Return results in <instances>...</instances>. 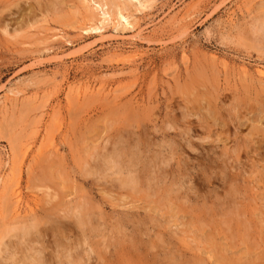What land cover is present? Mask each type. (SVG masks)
Listing matches in <instances>:
<instances>
[{
  "label": "rangeland",
  "instance_id": "obj_1",
  "mask_svg": "<svg viewBox=\"0 0 264 264\" xmlns=\"http://www.w3.org/2000/svg\"><path fill=\"white\" fill-rule=\"evenodd\" d=\"M91 1L0 0V264H264V0Z\"/></svg>",
  "mask_w": 264,
  "mask_h": 264
},
{
  "label": "bare ground",
  "instance_id": "obj_2",
  "mask_svg": "<svg viewBox=\"0 0 264 264\" xmlns=\"http://www.w3.org/2000/svg\"><path fill=\"white\" fill-rule=\"evenodd\" d=\"M14 1H15V0H14ZM37 1H38V0H37ZM54 1H55V0H54ZM92 1H94V3H96V6H97L98 8L101 9V14H102V16H104L105 14H108L107 16H109V12H110V11H109V7H111L110 5H113L114 7H116V12H117L116 14L120 15V13H121V9H122V7L119 6V2H116V0H92ZM92 1H91V2H92ZM137 1H140V0H137ZM141 1H143V0H141ZM46 2H47V1H46ZM149 2H150V1H149ZM27 3H28V2H27ZM57 3H58V2H57ZM126 3H127V2H126ZM138 3H139V5H138L137 7H139V6L141 5L140 2H138ZM11 4H12V3H11ZM13 4H14V2H13ZM13 4H12V5H13ZM49 4H50V3H49ZM120 4H121V3H120ZM148 4H149V3H148ZM19 5H20V4H19ZM29 5H30V4H29ZM103 5L106 6V10H105V8H104ZM146 5H147V3H145V6H146ZM50 6H51V5H50ZM102 6H103L104 9H102ZM135 6H136V5H135ZM142 6L144 7V5H142ZM142 6H140V8H141ZM21 7H22V5H21ZM31 7H32V6H31ZM40 7H41V6H40ZM55 7H56V6H55ZM97 7H95V8H97ZM143 7H142V8H143ZM86 8H88V7H86ZM145 8H146V7H145ZM54 9H55V8H54ZM54 9H53V10H54ZM123 9H124V8H123ZM38 10H39V9H38ZM87 10H88V9H87ZM90 10H91V8H90ZM55 11H56V10H55ZM99 11H100V10H99ZM113 11H115V10H113ZM44 12H45V11H44ZM53 12H54V11H53ZM84 12H85V11H84ZM123 12H124V11H123ZM125 12H126V8H125ZM46 13H47V12H46ZM91 15H92V14H91ZM91 15H90V17H91ZM111 15H112V14H111ZM122 15H123V14H122ZM114 16H115V15H114ZM120 16H121V15H120ZM93 18H94V17H93ZM88 19H90V18H88ZM107 19H108V18H107ZM107 19H106V20H107ZM109 19H110V18H109ZM111 19H112V18H111ZM124 20H126V19H124ZM26 21H27V20H26ZM99 21H100V20H99ZM120 21H121V20H120ZM92 22H93V21H92ZM95 22H96V21H95ZM27 23H30V22L28 21ZM99 23H100V22H99ZM102 23H104V21H103ZM3 26H5V25H3ZM6 26H7V25H6ZM6 26H5V27H6ZM23 26H24V25H23ZM91 29H93V28H91ZM4 31H5V30H4ZM261 72H262V69H261ZM205 91H206V90H205ZM208 91H209V90H208ZM211 91H212V90H211ZM209 93H210V91H209ZM209 93H208V94H209ZM77 94H78V93H77ZM210 94H211V93H210ZM204 95H205V94H204ZM206 95H207V94H206ZM210 96H211V95H210ZM212 97H213V96H212ZM204 100H205V99H204ZM206 101H207V100H206ZM207 102H210V101H207ZM203 103H204V102H203ZM122 106H123V105H122ZM208 106H209V105H208ZM208 106H207V107H208ZM205 107H206V106H205ZM204 109H205V108H204ZM132 110H133V109H132ZM113 112H114V111H113ZM130 121H131V120H130ZM131 127H132V126H131ZM93 131H94V130H93ZM90 132H91V131H90ZM126 132H127V131H126ZM130 132H133V131H130ZM121 133H122V132H121ZM128 133H129V132H128ZM129 134H131V133H129ZM132 134H133V133H132ZM125 135H126V134H125ZM84 137H85V136H84ZM117 138H118V137H117ZM122 138H123V137H122ZM127 140H128V139H127ZM136 140H137V138H136ZM136 140H135V141H136ZM118 141H119V140H118ZM124 141H125V140H124ZM130 141H133V140H129V142H130ZM135 141H133V143H135ZM137 142H138V141H137ZM120 143H121V142H120ZM121 144H122V143H121ZM128 144H129V143H128ZM123 145H125V144H123ZM126 145H127V142H126ZM133 145H134V144H133ZM131 147H132V146H131ZM136 147H137V146H136ZM112 148H113V147H112ZM123 148H125V150H126V149L129 148V147L126 148V147L124 146ZM123 148H121V149L123 150ZM74 149H75V148H74ZM129 149H131V148H129ZM137 149H138V148H137ZM87 150H88V149H87ZM131 150H132V149H131ZM94 151H95V150H94ZM94 151H93V153H94ZM109 151H110V150H109ZM140 151H142V150H140ZM114 152H115V151H114ZM128 152H129V151H128ZM88 153H90V152H88ZM106 153H107V152H106ZM115 153H116V152H115ZM123 153H124V152H123ZM123 153H120V154H123ZM38 154H39V153H38ZM81 154H82V153H81ZM116 154H117V153H116ZM124 154H127V153H124ZM124 154H123V155H124ZM29 155H30V154H29ZM57 155H58V154H57ZM109 155H110V154H109ZM130 155H131V153H130ZM134 155H135V154H134ZM76 156L78 157L79 155H76ZM95 156H96V155H95ZM119 156L121 157L122 155H118V158H119ZM58 157H60V156H58ZM77 157H75V158L77 159ZM100 157H101V156H100ZM110 157H111V155H110ZM126 157H128V156L125 155V158H126ZM129 157H130V156H129ZM140 157H141V156H140ZM80 158H81V157H80ZM91 158H92V157H91ZM95 158L97 159V157H95ZM105 158H107V157H104V159H105ZM108 158H109V156H108ZM108 158H107V159H108ZM125 158H124V159H125ZM133 158H134V157H133ZM66 159H67V157H66ZM89 159H90V158H89ZM89 159H88L87 161H89ZM102 159H103V157H102ZM110 159H112V158H110ZM127 159L130 160L129 158H127ZM136 159H138V158H136ZM141 159H142V158H141ZM79 160H80V159H79ZM79 160H78V161H79ZM90 160L93 161V159H90ZM99 160H100V159H99ZM113 160H114V159H113ZM118 160H120V158L117 159V161H118ZM132 160H133V159H132ZM144 160H146V159H144ZM28 161H29V160H28ZM28 161H27V162H28ZM71 161H72V160H71ZM80 161H81V160H80ZM117 161H116V159H115L114 162H117ZM121 161H122V163H123V157H122V160H121ZM121 161H120V164H122ZM133 161H135V160H133ZM133 161L130 160V162H132V163H133ZM139 161H140V160H139ZM59 162H60V161H59ZM96 162H97V161H96ZM125 162H126V161H125ZM125 162H124V163H125ZM135 162H136V161H135ZM135 162H134V163H135ZM137 162H138V161H137ZM137 162H136V163H137ZM144 162H145V161H144ZM56 163H57V162H56ZM56 163H55V164H56ZM63 163H64V162H63ZM65 163H66V162H65ZM65 163H64V164H65ZM93 163H94V162H93ZM100 163H101V162H100ZM100 163H99V164H100ZM112 163H113V162H112ZM136 163H135V164H136ZM139 163H140V162H139ZM147 163H148V162H147ZM46 164H47V163H46ZM58 164L60 165L61 163H58ZM101 164H102V163H101ZM105 164H106V163H105ZM114 164L116 165V163H114ZM120 164H119V165H120ZM126 164H127V163H126ZM140 164H141V163H140ZM140 164H139V166H140ZM148 164H149V163H148ZM150 164H152V163H150ZM56 165H57V164H56ZM68 165H69V164H68ZM73 165H74V164H73ZM75 165H76V164H75ZM95 165H96V164H95ZM97 165H98V164H97ZM97 165H96V166H97ZM107 165H109V166H108L109 168H113V167L110 166V165H111L110 162H107ZM124 165H125V164H124ZM127 165L130 166L129 163H128ZM132 165H134V164H132ZM132 165H131V167H132ZM137 165H138V164H137ZM51 166H52V165H51ZM62 166H63V165H62ZM62 166H61V167H62ZM92 166H94V165H92ZM128 166H127V167H128ZM135 166H136V165H135ZM146 166H147V164H146ZM146 166H145V167H146ZM156 166H157V165H156ZM57 167H58V166H57ZM104 167H105V166H104ZM104 167L100 166V168H102L103 171H104L105 169H108V170H109V168H104ZM117 167H118V166H117ZM127 167H126V170L128 169ZM133 167H134V166H133ZM141 167H142V165H141ZM63 168H64V167H63ZM67 168H68V167H67ZM114 168H115V167H114ZM123 168H125V166H124ZM135 168H136V167H135ZM138 168H139V167H138ZM138 168H136V169H134V170L136 171ZM46 169H47V168H46ZM51 169H52V168H51ZM61 169H62V168H61ZM61 169H60V170H61ZM64 169H65V168H64ZM94 169H95V168H94ZM118 169H119V168H118ZM143 169H144V165H143ZM145 169H146V168H145ZM147 169H149V167H148ZM147 169H146V173H147ZM52 170H54V171L56 172V170H55L54 168H53ZM97 170H98V169H97ZM108 170H107V171H108ZM121 170H122V169H121ZM126 170H125V171H126ZM141 170H142V169H141ZM149 170H150V169H149ZM18 171H19V170H18ZM88 171H89V170H88ZM107 171H105V172H107ZM129 171H130V170H129ZM131 171H132V170H131ZM51 172H52V171H51ZM105 172H104V173H105ZM117 172H118V170H117ZM127 172H128V170H127ZM127 172H126V173H127ZM136 172H137V171H136ZM138 172H139V170H138ZM138 172H137V174H138ZM141 172H142V171H141ZM141 172H140V173H141ZM148 172H149V171H148ZM18 173H19V172H18ZM56 173H57V172H56ZM89 173H91V172L89 171ZM97 173H98V172H97ZM121 173H122V172H120V174H121ZM144 173H145V172L142 173V176H144ZM42 174H43V173H42ZM52 174H53V172H52ZM105 174H106V173H105ZM116 174H117V173H116ZM120 174H119V175H120ZM48 175H50V174H48ZM96 175H99V174H96ZM138 175H139V174H138ZM140 175H141V174H140ZM49 177H50V176H49ZM131 177H132V176H131ZM50 178H51V177H50ZM137 178H138V180L140 179L139 177H137ZM141 178H142V177H141ZM129 179H130V178H129ZM132 180H134V179H132ZM132 180H131V181H132ZM124 181H125V180H124ZM127 183H129V182H127ZM122 184H125V183H122ZM139 184H140V183H139ZM140 185H141V184H140ZM132 186H133V185H132ZM128 187H129V186H128ZM125 188L127 189V187H125ZM122 189H123V188H122ZM129 189H130V188H129ZM17 193H18V192H17ZM17 193H16V194H17ZM16 194H15V195H16ZM144 194H145V193H144ZM122 198H123V196H122ZM123 199H124V198H123ZM123 199H122V200H123ZM70 201H71V200H70ZM18 203H19V202H18ZM34 203H35V202H34ZM34 203L32 202V204H34ZM16 204H17V203H16ZM56 204H57V203H56ZM58 204H59V203H58ZM14 205H15V204H14ZM27 205H28V203H27ZM30 205H31V204H30ZM83 205H84V204H83ZM85 205H86V204H85ZM22 206H23V205H22ZM26 207H28V206H26ZM32 207H33V206H32ZM77 207H79V206H77ZM23 208H24V207H23ZM23 208H22V211H23ZM73 209H75V208H73ZM33 210H34V209H33ZM33 210H32V211H33ZM244 210H245V209H244ZM22 211H21V212H22ZM25 211H27V209H26ZM28 211H29V210H28ZM30 211H31V209H30ZM34 211H36V210H34ZM19 213H20V212H19ZM33 213H34V212H33ZM26 214H27V213H26ZM30 214H31V212H30ZM36 214L38 215V213H36ZM63 214H64V213H63ZM28 215H29V213H28ZM42 215H43V214H42ZM74 215H75V214H74ZM80 215H82V214H80ZM12 216H13V215H12ZM33 216H34V215H33ZM35 216H36V215H35ZM35 216H34V217H35ZM65 216H66V215H65ZM65 216H64V217H65ZM75 216H76V215H75ZM85 216H86V215H85ZM85 216H84V217H85ZM19 217H20V216H19ZM22 217H23V216H22ZM40 217L42 218V216H40ZM64 217H63V218H64ZM84 217H83V219H84ZM30 218H32V216H31ZM43 218H44V217H43ZM51 218H52V217H51ZM81 218H82V217H81ZM24 219H25V217H24ZM32 219H34V218H32ZM39 219H40V218H39ZM83 219H82V220H83ZM86 219H87V218H86ZM47 220H48V218H47ZM75 220H77V219L75 218ZM87 220H88V219H87ZM26 221H27V220H26ZM26 221H25V222H26ZM30 221H31V220H30ZM33 221H34V220H33ZM39 221H40V220H39ZM39 221H38V222H39ZM49 221H50V220H49ZM56 221H57V220H56ZM84 221H85V220H84ZM28 222H29V221H28ZM51 222H52V221H51ZM65 222H66V220H65ZM85 222H86V221H85ZM88 222H89V220H88ZM98 222H99V221H98ZM33 223H34V222H33ZM47 223H48V222H47ZM49 223H50V222H49ZM57 223H58V222H57ZM69 223H70V222H69ZM23 224H24V223H23ZM23 224H22V225H23ZM27 224H28V223H27ZM51 224H52V223H51ZM79 224H80V223H79ZM34 225H35V224H34ZM66 225H67V223H66ZM14 226H15V225H14ZM52 226H53V225H52ZM67 226H68V225H67ZM23 227H24V225H23ZM26 227H27V226H26ZM60 227H62V226H60ZM97 227H98V226H97ZM16 228H17V227H16ZM32 228H33V227H32ZM47 228H48V227H47ZM49 228H50V226H49ZM56 228H57V227H56ZM62 228H64V226H63ZM240 228H241V227H240ZM54 229H55V228H54ZM67 229H69V228H67ZM88 229H90V228H88ZM16 232H17V231H16ZM20 232H21V231H20ZM27 232H28V230H26V229L22 232V236H23V240H22V241H24V244H25V243L27 244V243L29 242V240H30L29 238H28V240H24V239H25V238H24V237H25V233H27ZM28 233H29V232H28ZM58 233H59V232H58ZM82 233H83V232H82ZM33 234H34V232H33ZM53 234H54V233H53ZM83 234H84V233H83ZM243 234H244V233H243ZM26 235H27V234H26ZM28 235H30V233H29ZM67 235H68V234H67ZM19 236H20V235H19ZM261 236H262V235H261ZM17 237H18V236H17ZM20 237H21V236H20ZM20 237H19V239H20ZM33 237H34V236H33ZM33 237H32V238H33ZM30 238H31V237H30ZM32 238H31V239H32ZM262 238H264V237H262ZM8 239H9V238H8ZM8 239H7V240H8ZM11 239H12V238H11ZM16 239H18V238H16ZM16 239H15V240H16ZM62 239H63V238H62ZM82 239H83V238H82ZM84 239H85V238H84ZM257 239H258V238H257ZM259 239H260V236H259ZM32 240H33V239H32ZM34 240H35V239H34ZM34 240H33V241H34ZM22 241H21V242H22ZM80 241H81V240H80ZM82 241H83V240H82ZM85 241H86V240H85ZM85 241H84V242H85ZM37 242H38V241H37ZM260 242H261V241H260ZM10 243H11V245H10V244H8V245L4 244V246H5V250H6V247H9V249H10V248H11V249L14 248V246H12V245H13V244H12V241H11ZM31 243H32V242H31ZM263 243H264V242H263ZM19 244H20V243L18 242V245H19ZM22 244H23V242H22ZM29 244H30V243H29ZM67 244H68V243H67ZM75 244H76V243H75ZM75 244H74V247H76ZM84 244H85V243H84ZM86 244H87V242H86ZM259 244H260V243H259ZM259 244H258V246H259ZM31 245H33V244H30V246H31ZM34 245H35V244H34ZM34 245H33V246H34ZM68 245H69V244H68ZM87 245H88V244H87ZM24 246H25V245H24ZM24 246H23V247H24ZM27 246H28V245H27ZM58 246H59V245H58ZM79 246H80V242H79ZM89 246H91V244H90ZM95 246H96V245H95ZM20 247H21V246H20ZM67 247H69V246H67ZM72 247H73V246H71V248H72ZM81 247H82V246H81ZM25 248H26V247H25ZM34 248H35V247H34ZM64 248H65V245H64L63 248H61V249L64 250ZM78 248H79V247H78ZM106 248H107V247H106ZM9 249H8V251H9ZM21 249H22V248H21ZM26 249H27V248H26ZM30 249H31V248H29L28 251H32V250H30ZM72 249H73V248H72ZM81 249H82V248H81ZM88 249H89V247H88ZM53 250H54V249H53ZM75 250H76V249H75ZM86 250H87V249H86ZM12 251H13V250H12ZM14 251H15V249H14ZM26 251H27V250H26ZM28 251H27V252H28ZM39 251L42 252V251H44V250H39ZM39 251H38V250H34V253H36V254L33 255V256H28V259H29L28 262H23V264H24V263H25V264H46V262H45V260H44L45 257L43 258V256L41 255V253H40ZM72 251H73V250H72ZM82 251H83V250H81L80 253L83 254ZM84 251H85V248H84ZM90 251H91V250H90ZM16 252H18V251L16 250ZM21 252H22V251H21ZM65 252L67 253V255H65V254L63 253V257L65 256V260H66V261L64 260V262H67V264H73V263H74V264H79V263H80V264H82V263H83V264H89V263L91 262L92 258H93L91 255H89V252H87V251H86L87 254L84 253V254H86V255H82V254L80 255V254L78 253L79 255H76V256H75L73 253H71V254H73V255L68 254V253H70L69 251H65ZM92 252H93V251H92ZM94 252H95V250H94ZM125 252H126V251H125ZM263 252H264V251H263ZM14 253H15V252H13L12 254L14 255ZM42 253H43V252H42ZM44 253H45V252H44ZM54 253H55V252H54ZM56 253H57V252H56ZM12 254H11V255H12ZM16 254H17V253H16ZM31 254H32V253H31ZM61 254H62V253H61ZM76 254H77V253H76ZM91 254H92V253H91ZM93 254H94V253H93ZM93 254H92V255H93ZM96 254H97V253H96ZM262 254H263V253H262ZM9 255H10V254H9ZM11 255H10V256H11ZM56 255H57V254H56ZM101 255H102V254H101ZM17 256L19 257V254H18ZM26 256H27V255H26ZM45 256H46V255H45ZM94 256H95V255H94ZM105 256H106V255H105ZM119 256H120V255H119ZM119 256H118V258H119ZM256 256H257V255H256ZM5 257H6V256H5ZM11 257H12V256H11ZM47 257H48V256H47ZM50 257H51V256H50ZM126 257H127V256H126ZM7 258H10V257L8 256ZM23 258H24V257H23ZM52 258H53V256H52ZM55 258H56V257H55ZM59 258H60V257H59ZM96 258H97V257H96ZM96 258H95V260H96ZM120 258H122V257L120 256ZM134 258H136V257H134ZM140 258H141V257H140ZM172 258H173V256H172ZM3 259H4V258H3ZM10 259H11V258H10ZM18 259H21V258H18ZM45 259H46V258H45ZM47 259H48V258H47ZM56 259H58V258H56ZM61 259H62V257H61ZM61 259H60V260H57V261L55 262V264H56L57 262H58V264H62V263H64V262H61V261H62ZM111 259H112V258H111ZM116 259H117V258H116ZM127 259H128V258H127ZM143 259H144V258H143ZM143 259H142V260H143ZM216 259H217V258H216ZM11 260H12V259H11ZM14 260H16V259H14ZM24 260H25V258H24ZM24 260H23V261H24ZM53 260H54V259H53ZM102 260H103V259H101V261H102ZM106 260H107V258H106ZM139 260H140V259H139ZM154 260H155V259H154ZM162 260H163V259H162ZM259 260H260V259H259ZM4 261H5V260H4ZM47 261H48V260H47ZM93 261H94V260H93ZM122 261H123V260H122ZM122 261H121V263H122ZM130 261H131V259H130ZM134 261H135V259H134ZM260 261H261V260H260ZM5 262H7V261H5ZM9 262H10V261H9ZM9 262H8V263H9ZM98 262H99V261H98ZM114 262H115V261H114ZM142 262H143V261H142ZM240 262H242V261H240ZM247 262H248V261H247ZM12 263H13V262H12ZM14 263H15V262H14ZM14 263H13V264H14ZM47 263H49V261H48ZM53 263H54V262H53ZM118 263H120V261H118ZM118 263H117V264H118ZM128 263L130 264L129 261H128ZM147 263H148V262H147ZM171 263H172V262H171ZM242 263L244 264V262H242ZM6 264H7V263H6ZM16 264H17V262H16ZM19 264H22V262L19 263ZM64 264H65V263H64ZM95 264H96V262H95ZM100 264H101V263H100ZM123 264H124V263H123ZM131 264H132V263H131ZM143 264H144V263H143ZM149 264H150V262H149Z\"/></svg>",
  "mask_w": 264,
  "mask_h": 264
}]
</instances>
